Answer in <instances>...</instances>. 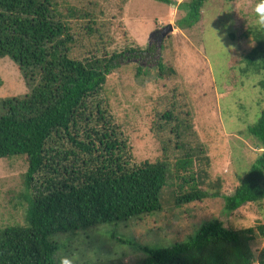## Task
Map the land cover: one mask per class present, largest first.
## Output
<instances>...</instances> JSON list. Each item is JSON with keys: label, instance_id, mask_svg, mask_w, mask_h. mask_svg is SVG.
Masks as SVG:
<instances>
[{"label": "trees", "instance_id": "1", "mask_svg": "<svg viewBox=\"0 0 264 264\" xmlns=\"http://www.w3.org/2000/svg\"><path fill=\"white\" fill-rule=\"evenodd\" d=\"M158 1L176 5L178 27L189 29L201 20L208 0ZM255 1L264 9V0ZM56 5L55 0H0V58L18 66L27 87L22 95L0 99V159L27 161L25 223L0 229V264H55L57 247L50 235L155 215L168 188L176 207L208 197H222L226 211L264 202V109L246 130L259 144L257 158L231 195L221 194L220 178L215 186L204 183V147L191 113L174 103L151 127L164 135V157L130 166L128 142L104 97L107 75L122 53L73 58L74 35ZM244 35L252 47L239 72L259 76L264 90V24L249 26ZM158 66L162 73L163 65ZM173 151L177 160L169 158ZM193 158L200 171L189 176ZM177 178L179 184L173 182ZM196 229L184 242L145 249L140 264H264V248L255 255L250 244L256 234L264 237V225L234 228L210 219Z\"/></svg>", "mask_w": 264, "mask_h": 264}, {"label": "rangeland", "instance_id": "2", "mask_svg": "<svg viewBox=\"0 0 264 264\" xmlns=\"http://www.w3.org/2000/svg\"><path fill=\"white\" fill-rule=\"evenodd\" d=\"M172 1L178 4L183 0ZM55 2L56 12L64 17L74 35L73 58L122 53L115 61L118 67L107 75L104 97L128 142L130 166L164 157V135L152 132L151 127L157 116L174 103L178 110L191 113L193 130L204 147L208 158V164H203L207 170L204 183L215 186L220 178L221 194L231 195L260 150L257 140L246 130L264 109V90L258 85L259 76L244 77L239 72L240 61L252 47L245 32L251 25L264 24L261 22L264 11L259 3L208 0L202 8L201 20L192 28L182 29L176 23L180 15L176 5L158 0ZM168 25L173 29L162 36ZM149 46L151 50H147ZM159 62L163 65L162 73ZM26 92L18 66L8 57L0 58V99ZM179 157L178 152L169 154L172 160ZM196 162L193 158L187 168L189 176L200 171ZM26 170L24 156L0 159V229L25 223ZM173 182L179 184L180 178ZM170 192L169 188L164 190L165 203L155 215L86 229L98 226L102 234L109 236L143 233L171 238L175 244L186 241L201 222L210 219L234 228L264 225V202L246 203L234 211H226L222 197H208L176 207ZM57 234L48 238L57 247L53 255L55 264L59 257ZM97 243L102 251H110V240ZM250 244L258 255L264 248V237L256 234ZM110 264H123V259Z\"/></svg>", "mask_w": 264, "mask_h": 264}, {"label": "clouds", "instance_id": "3", "mask_svg": "<svg viewBox=\"0 0 264 264\" xmlns=\"http://www.w3.org/2000/svg\"><path fill=\"white\" fill-rule=\"evenodd\" d=\"M264 23V18L261 20ZM59 246L57 264H110L123 259V264H138L144 258L143 250L157 246L168 247L175 241L143 233L121 236L102 234L98 226L93 229L76 228L60 232L56 236ZM110 240V251H102L97 241Z\"/></svg>", "mask_w": 264, "mask_h": 264}, {"label": "water", "instance_id": "4", "mask_svg": "<svg viewBox=\"0 0 264 264\" xmlns=\"http://www.w3.org/2000/svg\"><path fill=\"white\" fill-rule=\"evenodd\" d=\"M172 29L173 28L171 27V25L165 27L164 30L162 31V36H164L168 31H171Z\"/></svg>", "mask_w": 264, "mask_h": 264}, {"label": "snow or ice", "instance_id": "5", "mask_svg": "<svg viewBox=\"0 0 264 264\" xmlns=\"http://www.w3.org/2000/svg\"><path fill=\"white\" fill-rule=\"evenodd\" d=\"M262 11H264V9H261Z\"/></svg>", "mask_w": 264, "mask_h": 264}]
</instances>
